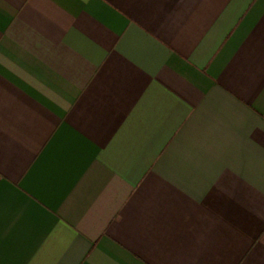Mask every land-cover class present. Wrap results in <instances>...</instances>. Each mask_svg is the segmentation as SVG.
<instances>
[{"label":"crops","instance_id":"crops-1","mask_svg":"<svg viewBox=\"0 0 264 264\" xmlns=\"http://www.w3.org/2000/svg\"><path fill=\"white\" fill-rule=\"evenodd\" d=\"M0 264H264V0H0Z\"/></svg>","mask_w":264,"mask_h":264}]
</instances>
